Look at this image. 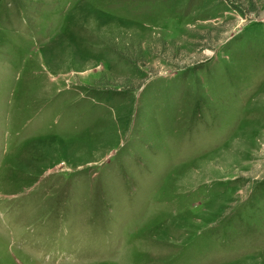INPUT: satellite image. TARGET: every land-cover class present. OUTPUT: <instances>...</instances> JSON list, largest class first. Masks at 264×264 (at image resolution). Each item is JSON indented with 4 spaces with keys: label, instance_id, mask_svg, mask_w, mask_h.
<instances>
[{
    "label": "rangeland",
    "instance_id": "rangeland-1",
    "mask_svg": "<svg viewBox=\"0 0 264 264\" xmlns=\"http://www.w3.org/2000/svg\"><path fill=\"white\" fill-rule=\"evenodd\" d=\"M0 264H264V0H0Z\"/></svg>",
    "mask_w": 264,
    "mask_h": 264
}]
</instances>
